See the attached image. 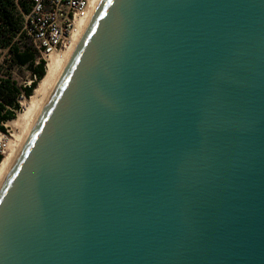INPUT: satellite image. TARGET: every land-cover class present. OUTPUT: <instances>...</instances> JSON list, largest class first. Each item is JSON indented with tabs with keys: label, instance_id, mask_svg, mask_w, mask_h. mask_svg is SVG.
I'll return each mask as SVG.
<instances>
[{
	"label": "water",
	"instance_id": "water-1",
	"mask_svg": "<svg viewBox=\"0 0 264 264\" xmlns=\"http://www.w3.org/2000/svg\"><path fill=\"white\" fill-rule=\"evenodd\" d=\"M0 264H264V0H102L0 185Z\"/></svg>",
	"mask_w": 264,
	"mask_h": 264
},
{
	"label": "trees",
	"instance_id": "trees-1",
	"mask_svg": "<svg viewBox=\"0 0 264 264\" xmlns=\"http://www.w3.org/2000/svg\"><path fill=\"white\" fill-rule=\"evenodd\" d=\"M28 6L24 0H0V133L21 112V100L29 99L46 75V61L32 40L22 32ZM27 70L31 85L19 84L15 78ZM4 160L0 153V165Z\"/></svg>",
	"mask_w": 264,
	"mask_h": 264
},
{
	"label": "built area",
	"instance_id": "built-area-1",
	"mask_svg": "<svg viewBox=\"0 0 264 264\" xmlns=\"http://www.w3.org/2000/svg\"><path fill=\"white\" fill-rule=\"evenodd\" d=\"M28 12L24 15L22 32L29 37L41 58L48 62L54 52L66 50L87 12L91 0H24ZM4 146L0 147V153Z\"/></svg>",
	"mask_w": 264,
	"mask_h": 264
},
{
	"label": "bare ground",
	"instance_id": "bare-ground-1",
	"mask_svg": "<svg viewBox=\"0 0 264 264\" xmlns=\"http://www.w3.org/2000/svg\"><path fill=\"white\" fill-rule=\"evenodd\" d=\"M101 2L102 0L90 1L86 15L79 21L70 46L66 50L62 52H54L48 57L46 75L41 81L35 94L25 106L24 111L18 113L16 119L9 121L5 125L7 127H11V129L16 132V141L10 148V151L8 150V155L4 158L2 164L0 165V185L2 184L42 110L54 92Z\"/></svg>",
	"mask_w": 264,
	"mask_h": 264
},
{
	"label": "rangeland",
	"instance_id": "rangeland-1",
	"mask_svg": "<svg viewBox=\"0 0 264 264\" xmlns=\"http://www.w3.org/2000/svg\"><path fill=\"white\" fill-rule=\"evenodd\" d=\"M46 66H47V63H46ZM15 78L19 82V84H26L27 86H29L32 83L30 74L25 69L19 71L18 74H15ZM40 83L37 85L36 89L34 90L33 95L38 89ZM33 95L29 99L24 98L21 100V112L24 111L25 106L30 101V99L33 97ZM5 128L7 129L6 133H0V147L2 148L4 146V152L2 153L4 158L8 155L10 148L14 145L16 141L15 139L16 132L13 129H11V127L5 126Z\"/></svg>",
	"mask_w": 264,
	"mask_h": 264
}]
</instances>
